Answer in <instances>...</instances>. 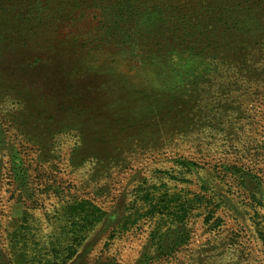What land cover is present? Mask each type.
I'll use <instances>...</instances> for the list:
<instances>
[{"label": "rangeland", "instance_id": "rangeland-1", "mask_svg": "<svg viewBox=\"0 0 264 264\" xmlns=\"http://www.w3.org/2000/svg\"><path fill=\"white\" fill-rule=\"evenodd\" d=\"M61 2L38 14L0 0V264H264V33L250 55L229 39L194 53L204 81L176 106L149 100L111 47L52 48L70 38L41 18L63 24ZM249 5L264 21V3ZM234 59L256 70L244 87ZM83 202L100 220L80 239L68 206ZM167 222L178 246L160 259Z\"/></svg>", "mask_w": 264, "mask_h": 264}, {"label": "trees", "instance_id": "trees-1", "mask_svg": "<svg viewBox=\"0 0 264 264\" xmlns=\"http://www.w3.org/2000/svg\"><path fill=\"white\" fill-rule=\"evenodd\" d=\"M48 0H31V11L43 14L49 9ZM252 0H62V9L68 11L63 24H55L50 20L41 21L48 26L49 33L62 31V36H68L62 41L49 42L53 47L64 48L74 46L78 49H87L90 53L100 50L103 47H111L117 53H122V58L113 57V64L127 63L131 65V70L136 68L141 72L139 78L150 89L146 95L149 100L155 95L152 90L159 91L155 100L163 99L162 103H174L180 106L183 99L188 100L186 92L189 85L204 81L206 71L196 75L194 67L196 60L194 53H207L212 46L220 53V45L214 46L211 40L229 39L232 41L245 42L242 45L241 57L251 51L252 47L247 46L252 41L264 33V21L252 20L259 15L244 13L245 7L252 9L249 2ZM264 3V0H259ZM75 4L73 9L71 5ZM243 5V9H238ZM49 16V15H48ZM97 22L94 27H90L85 35L83 23L89 18ZM249 24H252L249 26ZM263 29V30H262ZM92 32L97 36L85 37ZM52 38V37H51ZM58 42V44H57ZM236 53L235 47L232 49ZM120 55V54H119ZM237 64L239 80L233 83L236 86L244 87L252 82L245 80L247 74L256 71L252 68L251 60L241 61L234 59ZM201 67L204 64L201 62ZM148 67L150 69H148ZM252 68V69H251ZM143 72V73H142ZM149 72L154 79H150ZM261 75L263 71L258 72ZM220 74V73H219ZM218 79L220 75H216ZM221 80V79H220ZM136 84V83H131ZM11 92L5 91L9 98H14ZM18 98L14 99L15 101ZM173 109L167 108V114ZM187 127V123L184 124ZM26 171H21L26 178ZM90 202L76 203L68 206V214L75 219L74 226L80 231V239L91 231L95 222L100 220L95 216L96 210L90 208ZM162 208L168 210L171 216H175V211H169V206ZM79 218L81 225L79 223ZM182 218V217H179ZM170 220V223H173ZM157 243V252L160 259L174 255L178 242L175 237L171 242L164 240L165 234L173 233L176 226H169ZM182 232V231H181ZM88 235V234H87ZM70 250V256L77 254L74 249ZM70 258V257H69ZM39 264H49L48 261H38Z\"/></svg>", "mask_w": 264, "mask_h": 264}]
</instances>
